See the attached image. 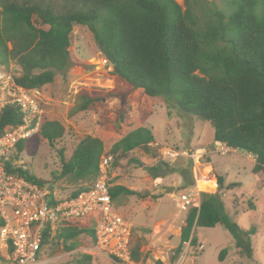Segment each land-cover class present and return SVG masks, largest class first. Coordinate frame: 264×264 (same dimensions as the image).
Segmentation results:
<instances>
[{"label":"trees","instance_id":"obj_1","mask_svg":"<svg viewBox=\"0 0 264 264\" xmlns=\"http://www.w3.org/2000/svg\"><path fill=\"white\" fill-rule=\"evenodd\" d=\"M75 25L87 26L94 41L108 47L115 58L114 75L134 89L162 96L185 112L210 121L215 142L250 153L255 160L253 171L264 172V0H184L183 4L178 0H0V66L8 70L12 61L18 63L21 74L16 76L17 83L41 107L35 91L54 82L58 72L71 68ZM103 97L82 93L75 109L87 110ZM21 117L18 105H8L0 116V132L18 124ZM120 118L125 119L124 112ZM65 133L66 126L59 120H46L40 130L53 146ZM25 145L26 141L18 144L21 153ZM136 149L158 158L157 164L146 166L154 178L171 166L161 158V146L152 129L139 126L109 151L101 138L92 135L81 138L69 157L65 147L59 148L61 169L53 172L51 180L39 177L30 163L14 170L41 186L57 181L80 184L72 190L63 187V196L73 197L94 185L106 156L112 157L109 172L125 160L142 164L134 155ZM216 178L218 192H202L200 207L187 211L176 253L187 242L192 248L200 245L199 227L222 224L235 239L239 255L253 259L252 235L257 227L244 229L229 216L222 200L224 177ZM109 189L115 207L121 196H148L121 184L110 183ZM82 219L62 221L55 229L47 225L38 260L47 246L49 250L77 249L82 235L96 244L94 220L82 225ZM3 225L0 215V228ZM131 246V262L138 264L142 245L133 238ZM227 255L228 249H222L219 259L223 261ZM92 259V254L81 253L61 264H91ZM154 264L165 263L157 259Z\"/></svg>","mask_w":264,"mask_h":264},{"label":"rangeland","instance_id":"obj_2","mask_svg":"<svg viewBox=\"0 0 264 264\" xmlns=\"http://www.w3.org/2000/svg\"><path fill=\"white\" fill-rule=\"evenodd\" d=\"M102 53L88 27L75 25L71 68L66 73L58 72L54 82L35 91L42 103V123L59 120L66 126V133L54 146L40 131L25 140V161L32 164L39 177L51 180L53 172L61 169L59 148L65 147V155L69 157L81 138L92 135L101 138L105 151H109L129 131L139 126L150 127L156 144L161 146V158L171 162V166L154 178L146 166L157 164L158 158L136 149L134 155L142 164L125 160L110 172L111 185L121 184L148 193L145 198L121 196L116 205L118 212L133 225L135 242L142 245L138 264H154L157 259L165 264H264V172L253 171L254 157L244 150L222 149L224 146L214 141L215 128L210 121L185 112L162 96H149L142 89L132 88L113 74L112 64L103 65ZM0 69L6 68L0 66ZM8 71L20 75L21 67L12 61ZM82 93L104 97L89 109L78 111L75 105L81 101ZM121 112L125 114L124 120L120 118ZM201 147H210V152L193 157ZM217 175L224 177L222 200L229 216L244 229L257 227L252 235L253 259L239 255L235 239L222 224L199 227L200 245L192 248L187 242L183 251L176 253L187 217V211L179 205L180 195L191 189L218 192ZM199 179L215 180V189H200ZM231 183L237 185L228 187ZM54 184L61 193L63 187L72 190L80 185L61 181ZM101 217L102 212L95 210L80 223L94 220L97 227ZM81 241L82 245L72 251L50 248V253L48 246L45 247L37 264H61L81 253L93 255L91 264H137L113 259L101 252L87 235H82ZM225 248L228 255L221 261L219 253ZM0 264H13L9 249L1 245Z\"/></svg>","mask_w":264,"mask_h":264},{"label":"built area","instance_id":"obj_3","mask_svg":"<svg viewBox=\"0 0 264 264\" xmlns=\"http://www.w3.org/2000/svg\"><path fill=\"white\" fill-rule=\"evenodd\" d=\"M102 63L111 64L103 53ZM16 76L0 69V116L4 108L14 104L20 107L22 115L18 124L0 132V215L4 220L0 228L1 247L12 249L13 264H37L47 225L55 229L62 221L85 218L99 210L102 217L96 227L97 248L121 262H131L134 229L118 212L110 194L111 156L103 159L94 185L73 197H64L54 183L41 186L15 173L14 168L26 167L27 163L18 144L39 132L43 124V109L37 98L17 83ZM222 145L228 151L229 147ZM208 152L210 147H201L192 156ZM179 205L184 211L200 207L201 191L191 189L182 193Z\"/></svg>","mask_w":264,"mask_h":264},{"label":"bare ground","instance_id":"obj_4","mask_svg":"<svg viewBox=\"0 0 264 264\" xmlns=\"http://www.w3.org/2000/svg\"><path fill=\"white\" fill-rule=\"evenodd\" d=\"M198 187L200 189H209V190H214L216 187V182L215 180H206V179H199L198 180Z\"/></svg>","mask_w":264,"mask_h":264},{"label":"water","instance_id":"obj_5","mask_svg":"<svg viewBox=\"0 0 264 264\" xmlns=\"http://www.w3.org/2000/svg\"><path fill=\"white\" fill-rule=\"evenodd\" d=\"M99 47H100L101 51L103 52V54L111 61L112 64H114L115 58L113 57V55L109 51L108 47L103 43H100ZM174 188L175 187H170L171 190H173Z\"/></svg>","mask_w":264,"mask_h":264},{"label":"clouds","instance_id":"obj_6","mask_svg":"<svg viewBox=\"0 0 264 264\" xmlns=\"http://www.w3.org/2000/svg\"><path fill=\"white\" fill-rule=\"evenodd\" d=\"M111 62V61H110ZM112 64V63H111ZM219 144H222V143H219ZM225 145V144H224ZM230 148V147H229ZM232 149V148H231ZM236 150V149H235Z\"/></svg>","mask_w":264,"mask_h":264},{"label":"crops","instance_id":"obj_7","mask_svg":"<svg viewBox=\"0 0 264 264\" xmlns=\"http://www.w3.org/2000/svg\"><path fill=\"white\" fill-rule=\"evenodd\" d=\"M111 68H113V67H111Z\"/></svg>","mask_w":264,"mask_h":264}]
</instances>
